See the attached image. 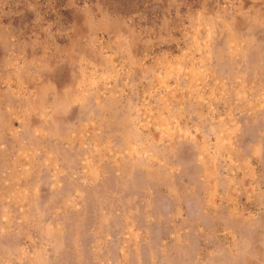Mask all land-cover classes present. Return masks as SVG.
Masks as SVG:
<instances>
[{
  "label": "rangeland",
  "instance_id": "obj_1",
  "mask_svg": "<svg viewBox=\"0 0 264 264\" xmlns=\"http://www.w3.org/2000/svg\"><path fill=\"white\" fill-rule=\"evenodd\" d=\"M0 264H264V0H0Z\"/></svg>",
  "mask_w": 264,
  "mask_h": 264
}]
</instances>
